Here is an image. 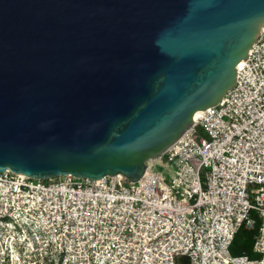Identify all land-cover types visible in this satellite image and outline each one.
Instances as JSON below:
<instances>
[{
	"label": "water",
	"instance_id": "95a60500",
	"mask_svg": "<svg viewBox=\"0 0 264 264\" xmlns=\"http://www.w3.org/2000/svg\"><path fill=\"white\" fill-rule=\"evenodd\" d=\"M263 38L264 0H0V173L143 186Z\"/></svg>",
	"mask_w": 264,
	"mask_h": 264
},
{
	"label": "built area",
	"instance_id": "2783aa9c",
	"mask_svg": "<svg viewBox=\"0 0 264 264\" xmlns=\"http://www.w3.org/2000/svg\"><path fill=\"white\" fill-rule=\"evenodd\" d=\"M240 69L143 186L0 173V264H264V38ZM159 163L173 167L169 181ZM255 215L259 257L233 255Z\"/></svg>",
	"mask_w": 264,
	"mask_h": 264
},
{
	"label": "trees",
	"instance_id": "16d2710c",
	"mask_svg": "<svg viewBox=\"0 0 264 264\" xmlns=\"http://www.w3.org/2000/svg\"><path fill=\"white\" fill-rule=\"evenodd\" d=\"M256 225L254 229H247L242 227L236 234L231 252L233 255H248L250 258L259 257L256 253L253 252V243L255 235L258 232L259 227L261 226V219L255 215ZM178 264H188L187 260L184 257H179L177 259Z\"/></svg>",
	"mask_w": 264,
	"mask_h": 264
},
{
	"label": "rangeland",
	"instance_id": "374dc122",
	"mask_svg": "<svg viewBox=\"0 0 264 264\" xmlns=\"http://www.w3.org/2000/svg\"><path fill=\"white\" fill-rule=\"evenodd\" d=\"M172 169L173 167L171 168L170 166L168 167H165L163 165H161L160 163L157 164L155 170L157 172H160V173H163V176L165 178L166 181H169L170 180V176H171V173H172Z\"/></svg>",
	"mask_w": 264,
	"mask_h": 264
},
{
	"label": "bare ground",
	"instance_id": "6f19581e",
	"mask_svg": "<svg viewBox=\"0 0 264 264\" xmlns=\"http://www.w3.org/2000/svg\"><path fill=\"white\" fill-rule=\"evenodd\" d=\"M243 63L244 62H242L241 64H240V67L243 65ZM200 115V112H198L197 114H196V116L198 117Z\"/></svg>",
	"mask_w": 264,
	"mask_h": 264
}]
</instances>
